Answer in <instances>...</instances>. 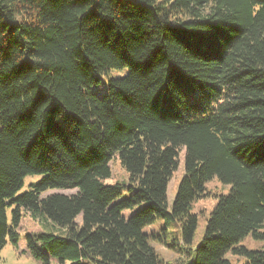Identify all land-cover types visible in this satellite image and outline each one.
<instances>
[{
    "label": "trees",
    "instance_id": "16d2710c",
    "mask_svg": "<svg viewBox=\"0 0 264 264\" xmlns=\"http://www.w3.org/2000/svg\"><path fill=\"white\" fill-rule=\"evenodd\" d=\"M212 178L229 189L192 245ZM24 210L59 230L23 231L41 264H163L151 239L264 264V0H0V249Z\"/></svg>",
    "mask_w": 264,
    "mask_h": 264
},
{
    "label": "rangeland",
    "instance_id": "374dc122",
    "mask_svg": "<svg viewBox=\"0 0 264 264\" xmlns=\"http://www.w3.org/2000/svg\"><path fill=\"white\" fill-rule=\"evenodd\" d=\"M104 88L102 86H95L92 90H95L98 94H102ZM182 155L183 152L180 153V163L176 171H174L172 178L168 184L167 190V200L168 204L171 203V200L176 192L177 185L180 181L181 176L183 175V167H182ZM109 167L111 170L110 178L106 179L108 183L114 182H127V173L120 165L119 159L117 156H113L109 161ZM40 178L38 174L27 175L23 179V184L18 190L17 193H21L28 189L30 183L37 181ZM229 189V185L223 184L219 182L216 178H212L207 181L205 184V194L195 200L192 203V211L197 216V225L194 232V236L192 239V245H196L200 240L204 232V227L206 223V219L215 205L217 201V196L221 193H226ZM76 191L75 188H52L48 189L41 193V196H45L54 192L61 193H74ZM8 219L10 217V209L6 210ZM130 210H124L123 214H130ZM81 217L78 216L76 221L80 223ZM162 224L161 221L154 223L153 225L146 226L144 230L148 233L151 231H158L159 226ZM53 230L59 231L57 228L51 226L49 222H46L43 218H37V220L33 219L27 211H22V218L19 223L18 231L20 233V238L17 242V245H13L10 242H6L3 247L0 249V264H41L39 260L35 259L26 249L25 240L23 237V231H36L39 229ZM176 228L175 225H170L169 229L174 230ZM160 233V232H159ZM151 245L153 246L155 252L158 254L160 260L163 264H177L182 256L177 251L170 249L163 242H159L157 240L151 239ZM240 244L248 247V248H257L261 246V241L253 239L250 235L244 237ZM226 257L231 260L232 264H241L243 258L231 253H227ZM71 262L65 261L63 264H70ZM50 264H61L58 261L51 260Z\"/></svg>",
    "mask_w": 264,
    "mask_h": 264
}]
</instances>
